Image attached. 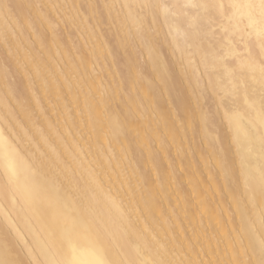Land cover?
<instances>
[{
	"label": "bare ground",
	"instance_id": "1",
	"mask_svg": "<svg viewBox=\"0 0 264 264\" xmlns=\"http://www.w3.org/2000/svg\"><path fill=\"white\" fill-rule=\"evenodd\" d=\"M221 1L243 27L203 36L220 10L0 0V264H264V0Z\"/></svg>",
	"mask_w": 264,
	"mask_h": 264
},
{
	"label": "rangeland",
	"instance_id": "2",
	"mask_svg": "<svg viewBox=\"0 0 264 264\" xmlns=\"http://www.w3.org/2000/svg\"><path fill=\"white\" fill-rule=\"evenodd\" d=\"M105 1H107V0H105ZM112 1V0H111ZM162 1V3L165 5V7L167 8V10L170 8V9H172V10H169L170 12L172 11L173 13H174V8H175V6L174 5H176V3H182V5L184 6V8H187V9H185V16L186 17H188V18H184V20L185 19H187L186 21H185V25H188L189 24V22H190V20H192L193 19V17H194V15H196V14H198V12H201V11H204V13L206 12V13H210V12H212V11H214V10H216V9H218V10H220L221 11V13L217 16V17H215V19L214 20H211L210 18H208L206 21H204V24H203V26H202V31H201V33L203 34V36H206V35H208L209 34V32H211L212 30H214V31H222V28L224 27V26H226V25H229V27L230 28H233V27H243V25H244V23H243V18H241V19H239V24H234V22H231L232 21V18L231 17H228L230 14H232V12L230 13V10H228V11H226L227 9H226V7H223V5L225 4L223 1H221L220 3L218 2V1H216V0H213L212 2H213V4H210V5H212V6H210V5H208V6H206V8L204 7V8H201V10L199 9V6H197V4H194L195 3V0H172L171 2H170V0H161ZM165 1V2H164ZM167 2V3H166ZM174 2V3H173ZM176 2V3H175ZM192 2V3H191ZM169 3V4H168ZM194 4V5H191V4ZM174 4V5H173ZM185 4V5H184ZM217 4V5H216ZM105 5H107V11L110 13V11H111V8H113V6L115 5L116 6V3H113V5H111V4H109V3H107V4H105ZM222 8V10H221V8H219V6ZM187 6H192V7H187ZM174 7V8H173ZM210 7V8H209ZM197 8V9H196ZM211 8H213V9H211ZM253 8L255 9V10H258L259 8H258V4L256 3V4H254L253 5ZM135 9V8H134ZM133 9V10H134ZM139 9L140 10H142L143 12H144V7L143 6H139ZM138 8H136V13H137V15H139L140 14V10H139ZM206 9V10H205ZM187 10V11H186ZM193 10V11H192ZM212 10V11H211ZM224 10H225V12H224ZM195 11V12H194ZM207 11H209V12H207ZM171 12V13H172ZM189 12V13H188ZM222 12H223V14H222ZM135 13V14H136ZM191 13H192V15H191ZM97 14V13H96ZM110 14H112V13H110ZM145 15L146 17H145V19L147 20V18H148V14H145V12L144 13H142V15ZM194 14V15H193ZM257 14V13H256ZM190 15V16H189ZM114 16H116L115 14H114ZM114 16H112L111 15V20H112V22L114 23V25H115V27H116V29H119L118 28V26H119V21H117L116 19H115V17ZM257 16H258V14H257ZM192 17V18H191ZM220 17V18H219ZM217 18L219 19V22L217 21ZM226 18H227V21L228 22H226ZM189 19V20H188ZM216 20V21H215ZM189 21V22H188ZM208 21V22H207ZM212 22V23H211ZM218 22V23H217ZM229 22L231 23V24H229ZM252 22H254V24L255 25H258L260 22H261V19H256V20H254V21H252ZM256 22V23H255ZM1 23V22H0ZM221 23V24H220ZM131 25H133V24H131ZM211 25V26H210ZM214 25V26H213ZM134 26V25H133ZM206 26V27H205ZM209 26V27H208ZM211 27H212V29H211ZM0 28H1V30L4 28V25L3 24H0ZM205 28V29H204ZM207 28V29H206ZM218 29V30H217ZM224 29V28H223ZM206 31V32H205ZM244 38H241V37H239L238 39L236 38V39H234V36H233V41H234V44L236 45V48H237V50H238V52H237V55L239 56V53L243 50V42H244ZM247 43H249L248 45L250 46V47H252L253 46V41H252V38H251V36L249 35L248 36V38H247ZM219 48H220V50L222 51L223 49H224V47L220 44L219 45ZM235 57H237V56H235ZM235 57H224L225 58V61H227V62H230V63H234L235 62V60H236V58ZM220 97H222L221 98V101H225V98H224V96H218L217 97V99H220ZM194 160V159H193ZM81 185H79V187H80ZM82 187V191L84 192V194H88V190L84 187V186H81Z\"/></svg>",
	"mask_w": 264,
	"mask_h": 264
}]
</instances>
